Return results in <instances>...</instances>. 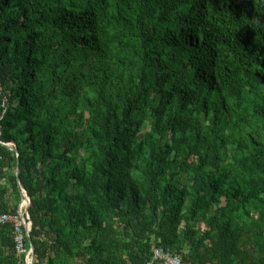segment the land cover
I'll return each instance as SVG.
<instances>
[{
	"label": "trees",
	"instance_id": "16d2710c",
	"mask_svg": "<svg viewBox=\"0 0 264 264\" xmlns=\"http://www.w3.org/2000/svg\"><path fill=\"white\" fill-rule=\"evenodd\" d=\"M0 182L33 264H264V0H0Z\"/></svg>",
	"mask_w": 264,
	"mask_h": 264
},
{
	"label": "built area",
	"instance_id": "2783aa9c",
	"mask_svg": "<svg viewBox=\"0 0 264 264\" xmlns=\"http://www.w3.org/2000/svg\"><path fill=\"white\" fill-rule=\"evenodd\" d=\"M3 182V181H2ZM1 184V182H0ZM9 226L11 228V237L13 248L17 255V264H30V251L26 247L27 236L26 226L21 213L10 214L0 211V226ZM147 264H186L177 254H171L168 251L158 247L153 251L152 258Z\"/></svg>",
	"mask_w": 264,
	"mask_h": 264
},
{
	"label": "water",
	"instance_id": "95a60500",
	"mask_svg": "<svg viewBox=\"0 0 264 264\" xmlns=\"http://www.w3.org/2000/svg\"><path fill=\"white\" fill-rule=\"evenodd\" d=\"M16 178H18V174L16 175ZM27 203V198L25 199V202L23 203V205H25ZM24 221V219H23ZM26 236H27V242H28V246H29V251H30V264H33V261L35 259V254H34V250H33V246L30 244V240H29V236H28V232L26 231Z\"/></svg>",
	"mask_w": 264,
	"mask_h": 264
},
{
	"label": "crops",
	"instance_id": "0c3cea01",
	"mask_svg": "<svg viewBox=\"0 0 264 264\" xmlns=\"http://www.w3.org/2000/svg\"><path fill=\"white\" fill-rule=\"evenodd\" d=\"M9 188V191L7 193V196L5 198V201H7V203H10L12 205H15L16 204V199L15 197L11 194V190H10V187L8 186Z\"/></svg>",
	"mask_w": 264,
	"mask_h": 264
}]
</instances>
